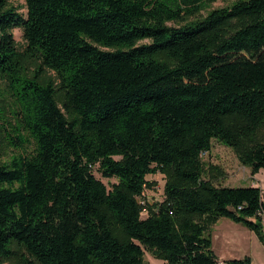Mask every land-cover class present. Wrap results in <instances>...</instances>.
Wrapping results in <instances>:
<instances>
[{"label": "trees", "instance_id": "obj_1", "mask_svg": "<svg viewBox=\"0 0 264 264\" xmlns=\"http://www.w3.org/2000/svg\"><path fill=\"white\" fill-rule=\"evenodd\" d=\"M25 1L26 16L0 0V76L16 119L14 151L0 144V264H148L146 251L218 264L222 217L264 245V188L220 185L202 159L215 138L264 171V0L182 25L169 23L214 0ZM96 168L117 181L109 188ZM157 171L164 199L143 217Z\"/></svg>", "mask_w": 264, "mask_h": 264}, {"label": "rangeland", "instance_id": "obj_2", "mask_svg": "<svg viewBox=\"0 0 264 264\" xmlns=\"http://www.w3.org/2000/svg\"><path fill=\"white\" fill-rule=\"evenodd\" d=\"M234 1L235 0L208 1L204 4L201 10L196 11L192 14H186L183 20H180L178 22L172 21L169 24L182 25L191 21L203 19L211 9L230 5ZM9 3L17 7L21 14H23L24 16L27 15L25 0H9ZM13 34L18 43V46L20 48H23V46L25 45V41L23 38L22 30L20 28H14ZM28 66V69L31 71L32 69L36 68V63L32 62ZM44 76H51L54 78L56 84L59 83L57 74L53 70L46 69L44 71ZM10 92L11 91L7 86L6 80L0 76V144H5L4 146L6 149H8L9 152L14 151V149H12V147L9 145V134H11L12 132V127H10V125L14 126L16 121L14 114L15 108L12 103L13 96L10 95ZM3 118L8 121L7 127H5V123L4 121H2ZM202 159L205 162L207 169L205 177H208L209 174L218 176V178H216V183L220 185H250L251 181L253 180L251 179V175L254 174H252L250 169L239 161L235 151L231 147L227 146L220 140H217L215 138L213 139L211 150L209 152H205L204 155H202ZM213 166H215L216 169ZM94 174L99 179H101L109 188L111 187L112 183L117 181L115 178L108 179L103 177L97 168L94 169ZM147 178L151 183V186L146 187L144 195L139 199L143 207V217H146L149 213L150 206L154 207L164 199V186L167 179L166 174L161 171L150 174L147 176ZM145 260L148 264H163L162 259L154 257L148 251L145 252ZM1 264H16V262L6 261Z\"/></svg>", "mask_w": 264, "mask_h": 264}, {"label": "crops", "instance_id": "obj_3", "mask_svg": "<svg viewBox=\"0 0 264 264\" xmlns=\"http://www.w3.org/2000/svg\"><path fill=\"white\" fill-rule=\"evenodd\" d=\"M251 179H253L251 185H264V171L251 175ZM211 231L212 248L219 259L249 256L253 264H264L263 243L255 232L243 224L222 217L212 226ZM163 264H165L164 260Z\"/></svg>", "mask_w": 264, "mask_h": 264}, {"label": "built area", "instance_id": "obj_4", "mask_svg": "<svg viewBox=\"0 0 264 264\" xmlns=\"http://www.w3.org/2000/svg\"><path fill=\"white\" fill-rule=\"evenodd\" d=\"M204 153L205 152H203L202 155H204ZM261 186L264 188L263 185H261ZM218 264H226V262L223 259H220L219 262H218Z\"/></svg>", "mask_w": 264, "mask_h": 264}]
</instances>
